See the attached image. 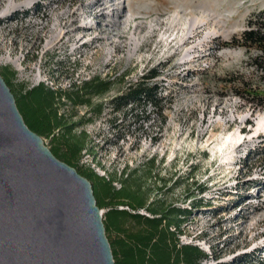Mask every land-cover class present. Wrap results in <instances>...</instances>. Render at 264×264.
Returning a JSON list of instances; mask_svg holds the SVG:
<instances>
[{
  "label": "rangeland",
  "instance_id": "1",
  "mask_svg": "<svg viewBox=\"0 0 264 264\" xmlns=\"http://www.w3.org/2000/svg\"><path fill=\"white\" fill-rule=\"evenodd\" d=\"M10 2L0 0V58L22 65L0 74L16 99L40 84L64 94L109 83L92 100L99 114L59 101L68 124L93 119L75 130L85 135L77 168L117 189L133 173L148 203L188 208L180 242L209 255L201 264H264V108L236 96L264 86L243 48L223 46L264 23V0H17L1 14ZM151 70L158 99L125 116L115 101Z\"/></svg>",
  "mask_w": 264,
  "mask_h": 264
},
{
  "label": "water",
  "instance_id": "2",
  "mask_svg": "<svg viewBox=\"0 0 264 264\" xmlns=\"http://www.w3.org/2000/svg\"><path fill=\"white\" fill-rule=\"evenodd\" d=\"M0 264H116L91 181L28 127L1 74Z\"/></svg>",
  "mask_w": 264,
  "mask_h": 264
},
{
  "label": "trees",
  "instance_id": "3",
  "mask_svg": "<svg viewBox=\"0 0 264 264\" xmlns=\"http://www.w3.org/2000/svg\"><path fill=\"white\" fill-rule=\"evenodd\" d=\"M225 47L237 46L248 53L254 70L259 74L261 85L264 86V23L252 21L248 28L238 36H234ZM10 87L8 75H2ZM158 77L155 70L143 76L142 83L134 86L125 95L117 98L115 108L130 115L134 106L142 102L158 99L156 88L147 87L145 83ZM109 83L93 78L87 81L77 91L64 94L51 90L40 84L32 89L22 88L21 95L16 99L28 127L41 137L54 138L57 144L51 150L61 161L76 168L78 172L89 179L93 185L94 194L100 209H105L104 224L106 235H116L109 238L116 264H201L209 258L199 245L182 244L180 238L185 234L183 226L191 211L188 208L167 207L161 200L147 202L145 193L139 187H134L133 177L122 180L120 188L113 181L101 177L93 171L79 170L74 161L78 160L85 147L83 135L76 136L74 125L66 122V117L59 111L63 106L61 99H66L73 106L83 105L88 110L102 112L100 106L95 108L93 97L107 91ZM248 87V93L236 91V96L247 104H254L255 110L264 108V89ZM249 97H252L250 99ZM253 111V113L255 112ZM88 119L87 121H92ZM58 132V133H57ZM61 149L65 150L61 153ZM95 181V182H94ZM207 188L199 187V193ZM124 207V208H120ZM148 214H141L140 211Z\"/></svg>",
  "mask_w": 264,
  "mask_h": 264
},
{
  "label": "bare ground",
  "instance_id": "4",
  "mask_svg": "<svg viewBox=\"0 0 264 264\" xmlns=\"http://www.w3.org/2000/svg\"><path fill=\"white\" fill-rule=\"evenodd\" d=\"M99 1H101V0H96V5H97V3L99 2ZM121 4H122V2H121ZM102 6V5H101ZM18 7H20V5L17 3V0H11V2L9 3V5L7 6V7H5V9L1 12V14H5V15H7V14H9V13H11V12H13V9H17ZM97 8V7H96ZM121 8V13L123 12V9H122V7H119L118 9H120ZM107 9V8H106ZM117 9V10H118ZM118 12H119V10H118ZM102 16V15H101ZM196 24H197V22H193V24L191 25V27H190V30H194V28L196 27ZM93 26H89L88 28L90 29V28H92ZM84 29H86V28H84ZM77 30V29H76ZM74 31V30H73ZM62 33V32H61ZM63 37V36H62ZM59 38H60V36H59ZM52 43H54V42H49V45H51ZM0 64H16V65H18V64H20V65H22L21 64V61L20 60H13V59H11V57L10 56H6V57H2V58H0ZM242 139V137H240V139H238L237 141H240ZM223 152V151H222ZM225 158H228V153H226L225 154Z\"/></svg>",
  "mask_w": 264,
  "mask_h": 264
},
{
  "label": "flooded vegetation",
  "instance_id": "5",
  "mask_svg": "<svg viewBox=\"0 0 264 264\" xmlns=\"http://www.w3.org/2000/svg\"><path fill=\"white\" fill-rule=\"evenodd\" d=\"M88 119H83V120H80L78 123H74V124H71V125H74V129H73V132H75L76 128L79 126V125H82L84 124Z\"/></svg>",
  "mask_w": 264,
  "mask_h": 264
},
{
  "label": "built area",
  "instance_id": "6",
  "mask_svg": "<svg viewBox=\"0 0 264 264\" xmlns=\"http://www.w3.org/2000/svg\"><path fill=\"white\" fill-rule=\"evenodd\" d=\"M120 208L122 209V208H124V207H120ZM103 212H104V211H102V213H103Z\"/></svg>",
  "mask_w": 264,
  "mask_h": 264
}]
</instances>
